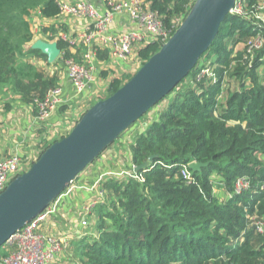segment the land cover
Here are the masks:
<instances>
[{"label": "trees", "instance_id": "trees-1", "mask_svg": "<svg viewBox=\"0 0 264 264\" xmlns=\"http://www.w3.org/2000/svg\"><path fill=\"white\" fill-rule=\"evenodd\" d=\"M145 1L170 36L194 2ZM239 1L251 10L261 0ZM61 2L0 0V108L6 112L17 101L36 113L38 103L59 84L63 62L76 59L69 43L57 36L54 23L40 25L39 34L56 41L60 56L48 63L44 53L30 47L35 38L31 15L61 16ZM256 35L263 37V44L248 50V41ZM162 43L155 38L137 46L139 65ZM95 47L97 60L105 62L107 50ZM263 57L264 28L253 16L227 14L195 66L158 102L167 98L158 116L147 120L141 133L136 131L129 146L130 164L147 165L133 171L134 176L100 180L104 198L93 207L92 232L70 243L69 264H264V227L261 232L252 228L254 221H264ZM207 67L210 72L199 75ZM132 74L113 76L104 96L89 106L111 95ZM230 82L237 85L231 89ZM68 131L46 141L40 153ZM191 161L208 164L191 171L188 180L180 172ZM240 177L249 180V187L234 193ZM214 184L226 198L220 199ZM5 247H0V256L8 254Z\"/></svg>", "mask_w": 264, "mask_h": 264}, {"label": "water", "instance_id": "water-1", "mask_svg": "<svg viewBox=\"0 0 264 264\" xmlns=\"http://www.w3.org/2000/svg\"><path fill=\"white\" fill-rule=\"evenodd\" d=\"M235 2L194 0L171 36L127 81L89 106L64 137L50 143L25 171L7 183L0 192V247L54 201L122 132L174 89L209 47ZM30 47L44 53L48 63L60 54L55 40L37 38ZM153 157L149 156L148 161ZM207 164L191 161L188 168L199 171ZM146 165L143 162L133 166V171Z\"/></svg>", "mask_w": 264, "mask_h": 264}, {"label": "crops", "instance_id": "crops-1", "mask_svg": "<svg viewBox=\"0 0 264 264\" xmlns=\"http://www.w3.org/2000/svg\"><path fill=\"white\" fill-rule=\"evenodd\" d=\"M75 2L78 0H67ZM99 11L106 10V5L102 0H88ZM39 19L40 25L48 26L54 23L57 27V32H66L75 39V45L70 47V51L75 54L76 59L84 61L85 50L98 46L100 49H105L108 52V59L104 61L97 60L96 57L92 60L93 68L91 70L92 80L88 82L86 88L77 92L73 87L70 79L67 76L66 66L59 72V85L62 87L61 99L62 102L56 107L55 111L49 118L43 122L36 120V114L31 105L19 103L15 101L9 111L0 108V151L3 154L16 153L24 158L32 159L38 154V142L42 141L43 135L47 140L51 141L54 138L66 133L74 121L78 119L81 113L76 112L75 108L78 103H81L84 98H94L99 93L105 92L109 80L115 76L123 73L121 67L126 65L125 61L110 58L109 50L102 42V36L108 33H120L128 30H138L139 25L129 18L126 11L114 14L110 26L100 36H95L90 40V45H85L80 39L82 34L91 23V19L86 16L71 17L69 15L61 14V16L52 19L40 18L36 12L32 15ZM31 17V18H32ZM64 30V31H63ZM36 33H39V28ZM41 38L49 41L41 34H37L34 38ZM103 44V45H102ZM136 48L133 50L135 54ZM75 59V60H76ZM77 60V61H78ZM82 61V62H83ZM131 62V61H130ZM38 63V62H37ZM119 63L123 65L120 66ZM39 64V63H38ZM63 66V65H62ZM54 68L51 69V71ZM127 70H129L127 68ZM87 94V95H86ZM86 95V96H85ZM94 96V97H93ZM157 106L160 110L163 108ZM155 110L144 119L137 122L129 128L124 134L114 142L111 146L105 148L85 170L78 175L76 180L71 184L68 192H65L57 203V211L52 214L40 226L39 231L46 236L56 238L62 241L67 239L68 246L63 247L62 250L56 252L54 260L66 261V256L69 255L70 246L73 240L91 233V221L95 214H93V207L97 204H92L90 222L87 226H82L80 219L82 217L84 207L91 204V201L97 196V188H99L100 180L110 175L124 176L125 172H132L130 166V144L134 135L140 133V129L144 128L147 120L154 119ZM77 113V115H74ZM157 117V116H156ZM94 184V187L92 185Z\"/></svg>", "mask_w": 264, "mask_h": 264}, {"label": "built area", "instance_id": "built-area-1", "mask_svg": "<svg viewBox=\"0 0 264 264\" xmlns=\"http://www.w3.org/2000/svg\"><path fill=\"white\" fill-rule=\"evenodd\" d=\"M106 5V10L99 12L94 5L88 0H78L77 2L70 3L72 6H61V14L67 15V10L71 9L78 16H88L91 19V23L85 30L81 37L88 42L95 36H100L106 31V28L110 26L113 20L114 14L126 11L129 18L139 25L137 30H128L120 33H108L102 36V42L104 46L108 48L110 57L116 58L122 61H132L136 59V54H133V50L143 44L144 42L161 38L165 42L169 38V30L165 29L161 20L157 15L151 11L145 0H102ZM231 14L239 16H253L255 22H257L262 28H264V0H261L254 9L249 10L248 7H244L239 0H236L234 6L231 9ZM254 22V21H253ZM59 37L63 38L72 47L75 45V39L71 38L66 32H59ZM102 44V45H103ZM263 44V37L256 35L248 41V50L252 47L255 49L261 47ZM92 48H88L90 50ZM94 58V57H93ZM91 56H84V61L79 63L73 58H68L65 61L67 70V76L70 79L73 87L77 92L83 91L88 82L92 80L91 70L93 68ZM133 58V59H132ZM127 70V68H121ZM210 69L204 68L199 72V75L209 73ZM62 87L57 85L55 88L50 89L46 96L38 103L36 120L43 122L55 111L56 107L62 102L61 99ZM146 124V123H145ZM47 140L43 135L42 141H39L38 149L43 147V144ZM40 151H38V154ZM37 154V156H38ZM36 157L29 159L20 156L19 154H3L0 151V192L4 190L7 183L16 175L25 171ZM133 168V165H131ZM181 175L188 180H191V171L183 166L181 169ZM126 176H134V172H125ZM71 184L49 205H47L41 212H39L30 221L25 223L18 231L12 234L5 242L8 250L7 255L0 256V264H50L54 260L56 252L62 250L63 247H67V239L62 241L56 240L51 236H46L39 231L40 226L57 211V203L61 196L68 192L71 188ZM249 180L246 177H240L236 180L233 188L234 193H240L241 191L249 187ZM92 185V184H91ZM94 187V184L91 188ZM104 198V192L97 188V196L93 198L90 205L84 207L80 223L82 226H87L90 222L92 204L102 202ZM258 231H262L264 227V221H254L253 224Z\"/></svg>", "mask_w": 264, "mask_h": 264}, {"label": "rangeland", "instance_id": "rangeland-1", "mask_svg": "<svg viewBox=\"0 0 264 264\" xmlns=\"http://www.w3.org/2000/svg\"><path fill=\"white\" fill-rule=\"evenodd\" d=\"M77 2V1H76ZM71 2H69V1H67V0H64V2H62L61 3V6L63 7V6H66V7H69L70 8V6H72L71 4H70ZM67 15H69V16H71V17H77L78 15L75 13V12H73V10H71V9H69V10H67V13H66ZM86 17H88V16H86ZM89 18V17H88ZM30 25H31V28H32V32L34 33V35L36 36L37 34H39V33H36L37 32V30H38V28L40 27V22H39V19L36 17V16H33L32 18H30ZM61 33H64V32H62V31H60ZM54 40V39H53ZM81 40V42H83L85 45H90V41H88V42H86L85 41V38L84 39H80ZM73 47V46H72ZM86 55H89V56H91V58H93V57H96V47H93L92 46V49H90V50H88V49H86L85 50V54L83 55V56H86ZM60 56V54L58 55V57ZM57 57V58H58ZM56 58V59H57ZM111 58V57H110ZM55 59V60H56ZM113 59H116V58H113ZM133 59V58H132ZM262 59H264V57L262 58ZM54 60V61H55ZM131 60V59H130ZM130 60L129 61H127L126 62V65H124L123 67H121L122 65H123V63H119L120 64V66H116V65H114L115 67H118V68H128L129 70H126V71H124V72H133L134 73V71L136 70V69H138V67L140 66L139 65V62L137 61V59H133L131 62H130ZM122 61V60H121ZM122 64V65H121ZM63 65H64V62H63ZM52 66L53 65H51L50 66V68L52 69ZM65 66V65H64ZM122 73V72H121ZM237 85V83L235 84L234 82H230L229 83V88H231V89H233L235 86ZM223 94H225V91L223 92ZM87 95V94H86ZM85 95V96H86ZM100 96H104V94L103 93H99V95H97L96 97H94V98H88V97H86V98H84L83 99V101L81 102V103H78V106H76V108H75V111L76 112H79V113H83L85 110H86V108L89 106V104L92 102V101H94V100H96L97 99V97H100ZM171 96V95H170ZM169 96V97H170ZM168 97V98H169ZM166 102H167V98L164 100V101H161L160 103H158L157 104V106H161L162 104L163 105H165L166 104ZM155 109H158L157 107H153L151 110H149L148 112H147V115L146 116H148L152 111L154 112V110ZM161 111V109L160 110H155V118H156V116H158V114H159V112ZM152 112V113H153ZM151 113V114H152ZM74 115H77V113H75ZM80 117V116H79ZM78 117V118H79ZM149 121H150V119H149ZM75 123V121L73 122V124ZM73 124L71 125V127L73 126ZM70 127V128H71ZM69 128V129H70ZM45 142V141H44ZM42 148V147H41ZM39 151H41V149L39 148ZM36 158H37V156H36ZM35 158V159H36ZM82 173V172H81ZM124 176H126V175H124ZM214 190L215 191H219V196H220V199H224V198H226V196H227V193L219 186V185H217V184H214ZM56 261H60V260H56ZM67 263H63V261H62V263L63 264H69V262L68 261H66Z\"/></svg>", "mask_w": 264, "mask_h": 264}]
</instances>
